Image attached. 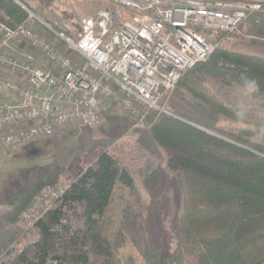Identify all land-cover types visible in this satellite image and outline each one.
<instances>
[{
	"label": "trees",
	"instance_id": "trees-1",
	"mask_svg": "<svg viewBox=\"0 0 264 264\" xmlns=\"http://www.w3.org/2000/svg\"><path fill=\"white\" fill-rule=\"evenodd\" d=\"M52 0H0V22L15 27L35 15V5ZM32 23L36 20L30 18ZM226 36H223V39ZM211 80L220 88L246 92L264 102V58L218 47L196 64L177 85L233 121L238 113L188 83ZM151 138L166 155V167L178 179L182 211L175 246L161 255L153 245L136 190L137 176L156 200L169 185L166 169L151 157L126 158L101 147L89 165L69 181L62 194L30 229L34 241L10 251L1 264H122L118 249L128 242L145 264H264V136L247 129L200 130L175 116L148 118ZM59 170L48 166L12 196L0 210V226L16 225L32 198L57 182ZM80 208L81 226L68 224L70 212Z\"/></svg>",
	"mask_w": 264,
	"mask_h": 264
},
{
	"label": "built area",
	"instance_id": "built-area-1",
	"mask_svg": "<svg viewBox=\"0 0 264 264\" xmlns=\"http://www.w3.org/2000/svg\"><path fill=\"white\" fill-rule=\"evenodd\" d=\"M109 2L71 35L30 12L15 27L0 22V151L67 124L92 126L109 110L123 111L134 129L149 128L151 114L174 116L165 105L181 77L246 20H264L260 0ZM15 42L35 49L48 66L21 60ZM65 188L35 195L26 225L32 227Z\"/></svg>",
	"mask_w": 264,
	"mask_h": 264
},
{
	"label": "rangeland",
	"instance_id": "rangeland-1",
	"mask_svg": "<svg viewBox=\"0 0 264 264\" xmlns=\"http://www.w3.org/2000/svg\"><path fill=\"white\" fill-rule=\"evenodd\" d=\"M33 7L36 13L33 17L38 16L40 20L43 19L57 30L71 35L78 30L83 19L109 8L110 2L109 0H52L48 6L33 3ZM261 22L264 20L259 23H254L252 19L246 20L238 31L228 35L236 39L229 42H234V45L258 44L259 47L264 48V43H261L264 39L256 41L250 34L242 31L243 26H257ZM228 45L229 43L224 42L220 44L225 49H228ZM13 48L17 49L19 53L17 57L21 60H29V56H32L40 66L37 51L29 45L15 42ZM8 77L12 76L8 74ZM188 83L230 107L241 119L233 121L223 117L208 103L195 99L176 85L165 106L177 119L214 136L219 135L208 127L227 131L247 129L252 131L257 139L264 136V102L252 101L246 92L222 89L211 80L188 79ZM149 131V128H132L131 120L123 111L109 110L92 126L67 124L56 128L46 137L26 142L13 150L0 151V210L8 209L12 196L20 192L34 176L43 174L48 166L56 167L59 175L56 183L46 187L67 186L73 176L89 165V156L97 148L103 147L126 158H135V161L143 156L151 157L156 164L166 169L169 180L166 191L154 200L148 195L137 176L134 177V182L143 202V217L149 240L153 245L160 247L161 255L170 254L175 246L176 231L182 211L181 190L176 175L166 167L165 153L151 138ZM25 212L16 225L5 223L0 226V264L10 259V251H16L23 244L34 241V236L30 233L32 227H28L25 223ZM80 213V208L69 213L67 220L72 229L81 226ZM118 258L122 264H145L140 254L128 242L123 243L118 249Z\"/></svg>",
	"mask_w": 264,
	"mask_h": 264
},
{
	"label": "crops",
	"instance_id": "crops-1",
	"mask_svg": "<svg viewBox=\"0 0 264 264\" xmlns=\"http://www.w3.org/2000/svg\"><path fill=\"white\" fill-rule=\"evenodd\" d=\"M260 1H264V0H260ZM36 18L41 19L38 16ZM242 31L245 34H250L254 39H256V41H262L264 39V22H261L257 26H251V25L243 26ZM234 40H236V39H234L233 36H228V37L224 38L223 42L229 43V45H228L229 47H227L228 50H231V51H234L237 53H241V54H248V55H253V56H258V57L264 58V48H262L261 46L259 47L258 44L234 45L233 44L234 42H232V43L229 42V41H234ZM237 41H238V39H237ZM261 43H264V42H261ZM14 51L16 52V54L18 53L17 49L15 50V48H14ZM37 54H38L39 59H40V63H41L40 66H45V67L48 66V62L42 56H40V54L38 52H37ZM18 55H19V53H18ZM29 58H32V61H35V58H33L32 56H29ZM35 63H38V61L36 60Z\"/></svg>",
	"mask_w": 264,
	"mask_h": 264
}]
</instances>
